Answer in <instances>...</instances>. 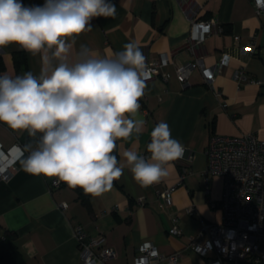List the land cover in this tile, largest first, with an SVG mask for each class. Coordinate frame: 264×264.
<instances>
[{
  "label": "crops",
  "instance_id": "0c3cea01",
  "mask_svg": "<svg viewBox=\"0 0 264 264\" xmlns=\"http://www.w3.org/2000/svg\"><path fill=\"white\" fill-rule=\"evenodd\" d=\"M110 2L116 6V15L94 18L92 31L78 38L77 48L86 45L103 56L134 42L147 60L155 61L161 54H168L173 63L167 68L168 80L157 76L146 81L145 95L140 100L144 130L138 138L134 133L130 140L118 141L115 154L121 160L122 152L130 148L141 155L149 154L146 146L150 132L156 123L165 121L172 137L184 145L185 156L173 162L164 180L146 188L125 167L111 190L83 202L76 189L53 186L56 178L25 172L21 165L28 154L25 152L16 160L12 179L0 180V240L7 231L13 233L26 264H80L81 255L72 230L78 224L89 236L104 235L107 244L116 250V257L104 264H135L137 248L144 241H152L164 255L178 252L176 264H208L211 257L186 249L189 238L199 234L202 222L222 221L223 181L212 176L205 182V150L214 133L238 136L252 132L264 140V84L238 83L233 78L234 71L243 68L249 78L264 80V18L255 13L249 0H187L195 6L198 19L214 18L223 27L221 34L208 36L197 49L206 67H213L227 56V66L213 82L220 92L216 96L197 67L186 86L176 79L175 65L194 59L187 49L190 22L181 0ZM22 3L43 5L44 0ZM253 36L257 40L255 53L243 52L241 48ZM19 57L17 68L15 60ZM0 62V74H38L40 70L39 57H32L15 45L0 50ZM29 138L27 132H14L0 123V145L4 150L17 142L23 145ZM187 156H191V161H187ZM168 186H175L172 203L160 207L159 194ZM139 199L142 205L138 204ZM173 224L182 230L180 236L170 234Z\"/></svg>",
  "mask_w": 264,
  "mask_h": 264
},
{
  "label": "clouds",
  "instance_id": "9594fccd",
  "mask_svg": "<svg viewBox=\"0 0 264 264\" xmlns=\"http://www.w3.org/2000/svg\"><path fill=\"white\" fill-rule=\"evenodd\" d=\"M110 0H44L26 6L22 0H0V50L15 45L39 57L40 70L0 74V123L33 138L24 150L25 172L56 178L69 188L100 196L127 167L141 187L158 184L185 147L167 122L150 132L148 157L118 141L143 132L140 100L150 70L140 47L129 42L121 51L101 56L80 45L92 31L91 21L114 17Z\"/></svg>",
  "mask_w": 264,
  "mask_h": 264
},
{
  "label": "built area",
  "instance_id": "2783aa9c",
  "mask_svg": "<svg viewBox=\"0 0 264 264\" xmlns=\"http://www.w3.org/2000/svg\"><path fill=\"white\" fill-rule=\"evenodd\" d=\"M183 2L190 22V35L187 49L194 55V59L181 65H175V76L178 82L186 86L193 69H200L205 84L211 88L216 96L220 92L214 88L215 77L227 66V56H223L213 67H206L202 57L197 55L206 38L214 33L221 34L223 27L214 19H198L195 6L187 0ZM255 13L264 18V0H249ZM189 14V15H188ZM257 47L256 36L251 42L241 48L243 52L254 54ZM150 70L147 81L161 76L168 80L170 74L167 68L172 59L168 54H161L155 61L146 59ZM233 78L238 83L252 82L264 84V80H253L247 76L245 69L234 71ZM143 98V97H142ZM226 107V104H222ZM24 147L17 142L9 150L0 145V180L10 181L17 158L25 153ZM207 166L203 172L204 180L209 182L212 176H219L223 181L220 209L222 221L220 223H201V230L195 237L189 238L186 249L194 251L203 257H211L208 264H264V140L255 133H243L238 136L211 134L205 150ZM148 157L149 154H145ZM185 156V152H184ZM184 158V157H183ZM191 161V156L186 157ZM184 178V173L180 181ZM53 186L59 187L60 182L53 181ZM208 186V185H207ZM208 188V187H207ZM175 186L164 188L160 194L159 206L172 203ZM142 205V200H138ZM63 208L66 204H62ZM73 236L81 255L80 264H104L116 257V250L107 244L102 234L89 236L81 225H73ZM170 234L180 236L182 230L176 225L170 228ZM135 264H154L168 262L176 264L180 254L164 255L152 241L142 242L136 251ZM212 254L213 256H211Z\"/></svg>",
  "mask_w": 264,
  "mask_h": 264
},
{
  "label": "trees",
  "instance_id": "16d2710c",
  "mask_svg": "<svg viewBox=\"0 0 264 264\" xmlns=\"http://www.w3.org/2000/svg\"><path fill=\"white\" fill-rule=\"evenodd\" d=\"M20 57L15 60V65L18 68L20 65ZM3 69V66L0 62V73ZM32 143L34 145L33 138L27 139V141L23 144L25 148L26 145ZM60 185H66L63 182H60ZM78 194L79 199L83 202H87L92 195L84 194L83 190L80 188H75ZM1 246V255H0V264H26L23 257L19 253L16 244H15V235L9 231H7L3 238L0 240Z\"/></svg>",
  "mask_w": 264,
  "mask_h": 264
}]
</instances>
